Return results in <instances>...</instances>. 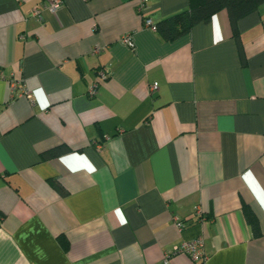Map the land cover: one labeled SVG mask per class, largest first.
Instances as JSON below:
<instances>
[{"label": "crops", "instance_id": "0c3cea01", "mask_svg": "<svg viewBox=\"0 0 264 264\" xmlns=\"http://www.w3.org/2000/svg\"><path fill=\"white\" fill-rule=\"evenodd\" d=\"M46 1L0 0V264H162L198 235L204 264H264V4L239 49L226 10L145 25L189 0Z\"/></svg>", "mask_w": 264, "mask_h": 264}, {"label": "trees", "instance_id": "16d2710c", "mask_svg": "<svg viewBox=\"0 0 264 264\" xmlns=\"http://www.w3.org/2000/svg\"><path fill=\"white\" fill-rule=\"evenodd\" d=\"M264 4V0H189L186 10L177 12L154 24L155 31L166 41L175 40L186 34L193 25L208 22L220 10H226L232 27V34L241 48L237 22L243 16L257 10ZM64 152L69 148L63 147ZM56 151L52 152L55 154ZM53 187L62 193L59 184L53 182ZM244 214L254 235L259 234L257 218L249 206H244Z\"/></svg>", "mask_w": 264, "mask_h": 264}, {"label": "built area", "instance_id": "2783aa9c", "mask_svg": "<svg viewBox=\"0 0 264 264\" xmlns=\"http://www.w3.org/2000/svg\"><path fill=\"white\" fill-rule=\"evenodd\" d=\"M146 0H139L138 11L142 12L146 8ZM63 3V0H47L46 7L51 11H56ZM45 7V6H44ZM40 8L35 7L33 14L36 16L40 15ZM145 25L150 29L155 31V26L152 23L151 19H145ZM123 41L130 47H132L133 41L131 40L130 34L123 36ZM99 49L96 48V52ZM108 78V73L104 68H100L96 71V74L88 87L87 94L93 96L96 94L100 84ZM18 81L10 80L9 81V98H13L15 95L27 96L28 93L24 90H18ZM150 92L157 90V83H152L150 85ZM195 214L201 216L200 209L195 210ZM176 225L178 229H181L184 225L183 222L176 218ZM204 237L198 235L196 238L190 241H183L180 244L174 245L170 250L166 251L162 255V264H172L171 257L177 254L186 256L192 264H204L206 260V254L204 249Z\"/></svg>", "mask_w": 264, "mask_h": 264}]
</instances>
